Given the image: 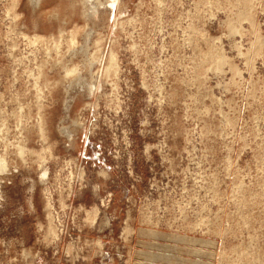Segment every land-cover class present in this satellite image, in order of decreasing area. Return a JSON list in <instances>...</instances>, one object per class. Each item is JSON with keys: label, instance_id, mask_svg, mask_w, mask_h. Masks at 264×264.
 <instances>
[{"label": "rangeland", "instance_id": "1", "mask_svg": "<svg viewBox=\"0 0 264 264\" xmlns=\"http://www.w3.org/2000/svg\"><path fill=\"white\" fill-rule=\"evenodd\" d=\"M110 1L0 0V264H264V0Z\"/></svg>", "mask_w": 264, "mask_h": 264}, {"label": "bare ground", "instance_id": "2", "mask_svg": "<svg viewBox=\"0 0 264 264\" xmlns=\"http://www.w3.org/2000/svg\"><path fill=\"white\" fill-rule=\"evenodd\" d=\"M90 1V0H89ZM111 1H114V0H111ZM110 1V4H108L109 5V7H112L113 5H112V2ZM107 2H108V0H107ZM116 2H117V0H116ZM115 2V3H116ZM107 5V6H108ZM53 36V35H52ZM57 42H58V40H56ZM55 42V41H54ZM53 43V42H52ZM58 44V43H57ZM54 45V44H53ZM74 48H76V47H74ZM72 49H73V46H72ZM70 51H71V49H70ZM77 51V50H76ZM58 54V53H57ZM111 54H113L112 52H111ZM114 54H116V53H114ZM114 60L116 61V59L114 58ZM109 62H110V57H109ZM113 62V61H112ZM111 62V63H112ZM114 64V63H113ZM117 65V64H116ZM108 66H109V64H108ZM113 67V66H112ZM114 68V67H113ZM69 72V71H68ZM68 72H66V73H68ZM96 81V80H95ZM93 84V83H92ZM91 84V85H92ZM93 86H94V84H93ZM89 87H91V88H89L91 91L90 92H92L94 89H95V87H92V86H89ZM95 91V90H94Z\"/></svg>", "mask_w": 264, "mask_h": 264}, {"label": "crops", "instance_id": "3", "mask_svg": "<svg viewBox=\"0 0 264 264\" xmlns=\"http://www.w3.org/2000/svg\"><path fill=\"white\" fill-rule=\"evenodd\" d=\"M51 12H52V13H55V14L57 13V11L54 10L53 8H52ZM95 218H96V216L93 218V222L95 221Z\"/></svg>", "mask_w": 264, "mask_h": 264}]
</instances>
